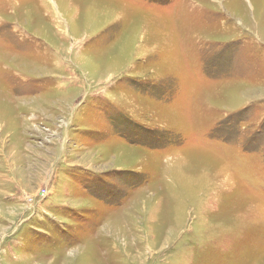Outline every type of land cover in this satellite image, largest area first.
Segmentation results:
<instances>
[{
	"label": "rangeland",
	"instance_id": "1",
	"mask_svg": "<svg viewBox=\"0 0 264 264\" xmlns=\"http://www.w3.org/2000/svg\"><path fill=\"white\" fill-rule=\"evenodd\" d=\"M0 264H264V0H0Z\"/></svg>",
	"mask_w": 264,
	"mask_h": 264
},
{
	"label": "trees",
	"instance_id": "2",
	"mask_svg": "<svg viewBox=\"0 0 264 264\" xmlns=\"http://www.w3.org/2000/svg\"><path fill=\"white\" fill-rule=\"evenodd\" d=\"M144 1H147V2H151V3H155L157 0H144ZM166 1H163L162 4H165Z\"/></svg>",
	"mask_w": 264,
	"mask_h": 264
}]
</instances>
